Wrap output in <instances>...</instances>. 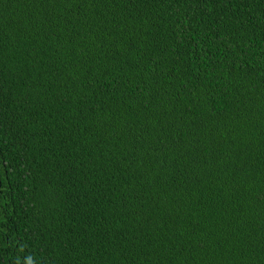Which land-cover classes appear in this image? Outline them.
<instances>
[{
	"label": "trees",
	"instance_id": "obj_1",
	"mask_svg": "<svg viewBox=\"0 0 264 264\" xmlns=\"http://www.w3.org/2000/svg\"><path fill=\"white\" fill-rule=\"evenodd\" d=\"M264 264V0H0V264Z\"/></svg>",
	"mask_w": 264,
	"mask_h": 264
},
{
	"label": "clouds",
	"instance_id": "obj_2",
	"mask_svg": "<svg viewBox=\"0 0 264 264\" xmlns=\"http://www.w3.org/2000/svg\"><path fill=\"white\" fill-rule=\"evenodd\" d=\"M27 264H33L31 257L28 258Z\"/></svg>",
	"mask_w": 264,
	"mask_h": 264
}]
</instances>
